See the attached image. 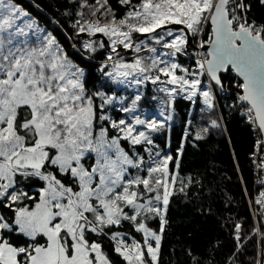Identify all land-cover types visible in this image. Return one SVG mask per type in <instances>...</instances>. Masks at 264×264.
I'll return each mask as SVG.
<instances>
[{"label":"snow or ice","instance_id":"obj_1","mask_svg":"<svg viewBox=\"0 0 264 264\" xmlns=\"http://www.w3.org/2000/svg\"><path fill=\"white\" fill-rule=\"evenodd\" d=\"M72 3L78 51L89 60L104 54L106 90L88 87L54 35L14 0H0V264H160L169 207L194 180L181 174L183 147L174 157L158 134L177 97L213 116L227 95L233 102L223 106L244 117L259 152L264 21L250 16L251 0H118L119 16L110 0ZM149 84L168 110L161 119L141 110ZM220 127L209 119L194 140ZM255 203L250 235L242 222L231 226L228 264H245L253 237L261 248L247 264H264V191Z\"/></svg>","mask_w":264,"mask_h":264},{"label":"trees","instance_id":"obj_2","mask_svg":"<svg viewBox=\"0 0 264 264\" xmlns=\"http://www.w3.org/2000/svg\"><path fill=\"white\" fill-rule=\"evenodd\" d=\"M14 2L45 26L69 56L85 69L88 87L106 90L104 86L110 82H106L99 72L104 54L98 53L89 60L84 58L86 54L82 56L78 51L81 37L76 35L73 28L78 17L75 16L76 8L72 0ZM251 2L254 7L250 16L258 22L264 21V5L259 0ZM110 4L117 16L123 14L124 8L118 0H110ZM228 83L231 88V78H228ZM154 87L149 84L142 89L147 99L141 102V110L155 116V119H161L160 112L164 111L162 94L153 91ZM114 90L121 95H130L135 91ZM152 96L156 99H152ZM232 102L226 95L217 114L209 116L200 111L203 106L200 101L194 105L189 100L177 97L167 131L158 134L156 143L174 157L183 147V154L179 155L180 171L194 180L188 196L175 197L169 207V223L165 229L160 264H191L188 256L190 250L203 258L205 264H228L236 243L232 224L242 222L248 235L256 227L247 195L252 199L256 191L252 156L258 136L251 131L240 112L223 106ZM164 114L167 115L168 110ZM217 118L221 120V127L210 129L204 140L195 141L196 131L207 126L209 119ZM260 248V238L253 237L248 241L241 259L247 264L252 257L258 256ZM116 259L119 260L118 257Z\"/></svg>","mask_w":264,"mask_h":264},{"label":"built area","instance_id":"obj_3","mask_svg":"<svg viewBox=\"0 0 264 264\" xmlns=\"http://www.w3.org/2000/svg\"><path fill=\"white\" fill-rule=\"evenodd\" d=\"M242 116V115H241ZM261 157H264V146L261 147L259 152H257V148L255 146V151L252 156L253 159V172L255 177V187L256 191L253 194V198L251 199L250 196L247 195L249 200V205L251 208V215L253 218V221L255 223V226H257V222L259 220L258 209L259 205L255 203V200L257 197H259L260 193L264 191V183H261V181H264V170L257 167V165L260 162ZM259 239V237H257Z\"/></svg>","mask_w":264,"mask_h":264},{"label":"rangeland","instance_id":"obj_4","mask_svg":"<svg viewBox=\"0 0 264 264\" xmlns=\"http://www.w3.org/2000/svg\"><path fill=\"white\" fill-rule=\"evenodd\" d=\"M25 11V10H24ZM26 12V11H25ZM30 18V20L31 21H33L35 24H37L38 26H39V28L43 31V32H47V33H50V31H48L47 29H46V27L45 26H42V25H40V23H39V21L37 20V19H35V18H33L31 15H29V13H28V17L26 18V19H29ZM51 34V33H50ZM52 35V34H51ZM127 58V57H126ZM162 97V96H161ZM162 99V98H161ZM187 100V99H186ZM164 109V111L167 113V110L165 109V108H163ZM143 115L144 116H149L150 114H146V111L145 112H143ZM152 118H154L155 119V116H153V115H150Z\"/></svg>","mask_w":264,"mask_h":264}]
</instances>
